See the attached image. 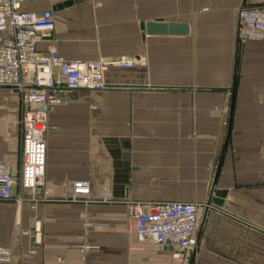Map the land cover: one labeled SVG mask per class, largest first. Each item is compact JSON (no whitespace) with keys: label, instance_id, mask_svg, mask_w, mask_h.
Listing matches in <instances>:
<instances>
[{"label":"crops","instance_id":"obj_1","mask_svg":"<svg viewBox=\"0 0 264 264\" xmlns=\"http://www.w3.org/2000/svg\"><path fill=\"white\" fill-rule=\"evenodd\" d=\"M264 0H49L51 43L69 60L146 56L110 69L102 92L79 91L48 120L41 201L0 202V245L13 264H181L139 241L126 202H197L196 247L184 264H264V42L238 41V13ZM153 21L184 35H146ZM19 95L0 87V161L21 163ZM88 181L98 202L67 201ZM17 188H15L16 192ZM107 193L111 202H103ZM34 223L32 230V222ZM38 230V233H36ZM98 250L86 252L84 247Z\"/></svg>","mask_w":264,"mask_h":264},{"label":"built area","instance_id":"obj_2","mask_svg":"<svg viewBox=\"0 0 264 264\" xmlns=\"http://www.w3.org/2000/svg\"><path fill=\"white\" fill-rule=\"evenodd\" d=\"M49 0H0V87L19 95L23 111L20 119L21 163L18 170L0 161V202L35 205L44 186L51 110L79 91L102 92L107 72L145 67L146 56L99 58L85 62L62 57L53 43L45 51L38 45L52 40L55 28L51 11L27 12L25 2ZM238 41L264 42V4L243 7L238 13ZM15 188H17L15 192ZM107 193L103 202H111ZM70 203L90 204L88 181H74L67 196ZM130 231L139 241L164 246L172 259L184 264L196 247L198 214L206 205L197 202H126ZM32 222V230L34 229ZM38 233V230L37 232ZM94 252L95 247H84ZM0 264H13V249L0 245Z\"/></svg>","mask_w":264,"mask_h":264},{"label":"water","instance_id":"obj_3","mask_svg":"<svg viewBox=\"0 0 264 264\" xmlns=\"http://www.w3.org/2000/svg\"><path fill=\"white\" fill-rule=\"evenodd\" d=\"M140 30L142 32V38L146 35H184L188 33V26L184 24L177 23H163L162 21L148 22L145 25H140ZM228 190L223 191H211V195L207 201L205 209L208 210L210 205L217 207L222 206L223 200L226 198ZM190 264H193V256L190 260Z\"/></svg>","mask_w":264,"mask_h":264}]
</instances>
